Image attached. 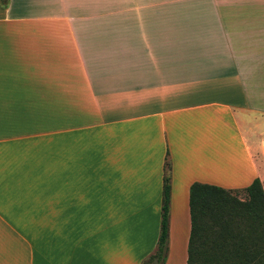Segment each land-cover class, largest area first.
<instances>
[{
  "label": "crops",
  "instance_id": "1",
  "mask_svg": "<svg viewBox=\"0 0 264 264\" xmlns=\"http://www.w3.org/2000/svg\"><path fill=\"white\" fill-rule=\"evenodd\" d=\"M164 174L163 264L191 183L264 192V0L0 4V264H140Z\"/></svg>",
  "mask_w": 264,
  "mask_h": 264
},
{
  "label": "trees",
  "instance_id": "2",
  "mask_svg": "<svg viewBox=\"0 0 264 264\" xmlns=\"http://www.w3.org/2000/svg\"><path fill=\"white\" fill-rule=\"evenodd\" d=\"M1 5L6 0H0ZM166 164L165 168H167ZM214 185L188 188L189 235L185 264H264V192L258 178L242 189L245 199ZM237 191V190H236ZM168 175L162 179L155 250L140 264H163L168 222Z\"/></svg>",
  "mask_w": 264,
  "mask_h": 264
},
{
  "label": "rangeland",
  "instance_id": "3",
  "mask_svg": "<svg viewBox=\"0 0 264 264\" xmlns=\"http://www.w3.org/2000/svg\"><path fill=\"white\" fill-rule=\"evenodd\" d=\"M231 194L238 200L242 201L245 199V194L242 190L239 191H232Z\"/></svg>",
  "mask_w": 264,
  "mask_h": 264
}]
</instances>
